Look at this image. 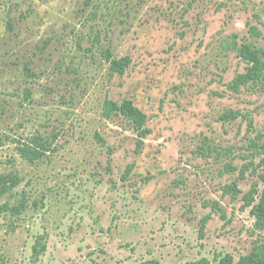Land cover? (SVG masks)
<instances>
[{
  "label": "rangeland",
  "instance_id": "1",
  "mask_svg": "<svg viewBox=\"0 0 264 264\" xmlns=\"http://www.w3.org/2000/svg\"><path fill=\"white\" fill-rule=\"evenodd\" d=\"M246 45L264 50V0H0V175L22 179L0 208L25 203L0 210V264L238 261L264 242V81L233 88ZM124 101L141 147L106 116Z\"/></svg>",
  "mask_w": 264,
  "mask_h": 264
},
{
  "label": "trees",
  "instance_id": "2",
  "mask_svg": "<svg viewBox=\"0 0 264 264\" xmlns=\"http://www.w3.org/2000/svg\"><path fill=\"white\" fill-rule=\"evenodd\" d=\"M241 57L247 62V71L244 74H240L234 80L233 88L238 91L239 87L244 86L250 82L259 83L264 81V50L254 49L251 45L244 46L240 51ZM111 60V59H109ZM129 59L125 58L123 60H113L111 69L114 72L122 73L127 67H129ZM120 113L125 118H127L139 132L141 140L139 141V147L143 145V139L147 137L150 130L146 127L147 117L139 110L131 101H124L122 104H117L115 102H109L106 108V116H111L113 113ZM20 156L27 162L33 164L39 158H41L42 153L31 147H21L19 149ZM22 179L18 174L10 173L7 175H0V199L5 195L12 193L15 188L20 186ZM249 203V207L252 208V215L256 218L258 226H264V193L261 196L260 201L253 205ZM25 207V203L22 202L20 205L15 207H9L5 205L1 207L2 212H15L20 214ZM38 243L33 247V256L37 259L42 253L46 251L43 247L41 252H38ZM142 264H165L158 260L146 261ZM187 264H264V242H258L254 245L252 252L248 255L242 256L238 261H235L232 255L227 254L220 260H215L211 262L206 258L200 260L192 261Z\"/></svg>",
  "mask_w": 264,
  "mask_h": 264
}]
</instances>
